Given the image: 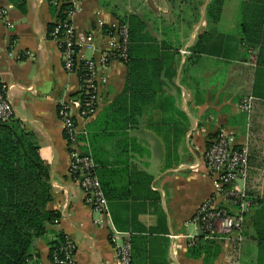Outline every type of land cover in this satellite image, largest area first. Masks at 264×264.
I'll return each mask as SVG.
<instances>
[{
  "label": "crops",
  "instance_id": "1",
  "mask_svg": "<svg viewBox=\"0 0 264 264\" xmlns=\"http://www.w3.org/2000/svg\"><path fill=\"white\" fill-rule=\"evenodd\" d=\"M211 1L78 0L70 17L77 61L97 64L98 108L84 118L75 102L85 82L65 68L60 43L49 31L65 3L59 10L49 0H0L7 10L0 22L1 82L50 170L47 207L61 215L36 241L28 264H53L50 243L61 233L76 246V264H120L113 230L128 232L133 249L136 244L142 250L136 256L133 251L132 264H204L188 254L191 239L201 236L189 222L211 197L218 208H231L216 198L217 178L205 161L219 134L235 146L248 144L247 192L255 204L246 239L238 247L223 242L214 264H258L264 240V0H224L217 20L208 19ZM121 23L139 35L130 46V57L146 64L138 86L128 81L127 62L101 60L114 50ZM127 90L138 109L128 123L124 115L113 117L111 108ZM250 98L248 112L242 105ZM64 108L111 195L107 214L86 204L69 171Z\"/></svg>",
  "mask_w": 264,
  "mask_h": 264
},
{
  "label": "built area",
  "instance_id": "2",
  "mask_svg": "<svg viewBox=\"0 0 264 264\" xmlns=\"http://www.w3.org/2000/svg\"><path fill=\"white\" fill-rule=\"evenodd\" d=\"M59 10L64 3H72L66 19L58 20L55 32L63 26V32L56 35L63 54L64 66L70 72L84 70L87 76L85 82L86 102L76 101L75 104L80 109V114L84 118H89L97 112V64L88 60L84 66L77 61L79 42L76 38L70 17L75 12L78 0H49ZM7 10L0 8V22L6 20ZM116 32V46L112 52H106L102 56V63L105 64L109 58L116 57L125 62L130 58L131 30L128 23H121ZM114 32V33H115ZM76 57V59H75ZM252 98L247 99L242 108L251 112ZM15 116L13 103L10 98L9 89L3 85L0 88V120L6 121ZM65 136L69 143L71 166L70 173L78 179L84 194L86 204L94 211L107 214L109 211L108 199L103 191L101 181L96 173V163L91 154L80 148V134L77 122L71 112L67 109L60 111ZM207 167L215 174L216 198H222L231 206L230 211L218 208L211 197L205 200L197 212L190 220L198 226L200 234L206 239L220 242H229L238 247L246 239V223L254 199L247 192V183L250 173L249 146L247 143L235 146L231 138L226 134H219L209 146L206 157ZM59 222V220H56ZM177 238L176 235L173 236ZM110 240L117 249L120 264H132L133 243L128 232L113 230ZM196 238H192L190 245H194ZM58 252L53 258V264H76V246L72 240L65 237V242L58 248Z\"/></svg>",
  "mask_w": 264,
  "mask_h": 264
},
{
  "label": "trees",
  "instance_id": "3",
  "mask_svg": "<svg viewBox=\"0 0 264 264\" xmlns=\"http://www.w3.org/2000/svg\"><path fill=\"white\" fill-rule=\"evenodd\" d=\"M223 3L224 0L210 2L207 9L209 20L220 18ZM70 8V4H64L59 20L66 19ZM57 27V24H51L49 31L54 33ZM63 30L61 26L56 35L62 34ZM84 64L81 63V66ZM127 65L129 83L138 86V82L147 75L145 62L131 56ZM79 75L82 80L87 76L84 70H80ZM2 86L0 76V88ZM129 92L127 90L111 107L114 108L113 117L124 115L127 123L134 121L137 109L134 99L126 98ZM77 98L85 104V88ZM99 179L107 199H110L111 195ZM52 198L51 173L41 158L32 133L15 116L6 121L0 120V264H28L33 259L36 241L46 233L48 224L55 223L61 217L59 212L47 207ZM64 242L65 235L61 233L50 243L51 259L56 253L61 256L58 248ZM134 246L136 256L142 250H138L136 244ZM221 251L220 242L201 235L194 245H190L188 254L193 258L202 257L204 264H214ZM258 264H264V240H259Z\"/></svg>",
  "mask_w": 264,
  "mask_h": 264
},
{
  "label": "rangeland",
  "instance_id": "4",
  "mask_svg": "<svg viewBox=\"0 0 264 264\" xmlns=\"http://www.w3.org/2000/svg\"><path fill=\"white\" fill-rule=\"evenodd\" d=\"M130 26V25H129ZM131 30H132V28H130ZM132 32V35H131V44H133L135 41H136V39H137V37L139 36V35H137L136 37L134 36V33H133V30L131 31Z\"/></svg>",
  "mask_w": 264,
  "mask_h": 264
}]
</instances>
